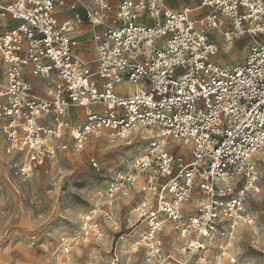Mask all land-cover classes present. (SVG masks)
<instances>
[{
    "label": "built area",
    "instance_id": "obj_1",
    "mask_svg": "<svg viewBox=\"0 0 264 264\" xmlns=\"http://www.w3.org/2000/svg\"><path fill=\"white\" fill-rule=\"evenodd\" d=\"M105 2L108 8L71 0L82 10L68 18L61 0H0V120L12 172L32 178L66 133L80 153L93 140L125 144L149 131L147 151L109 182L101 216L117 229L113 204L136 195L133 213L145 225L140 243L150 260L169 264L157 245L169 226L189 258L207 264L211 251L218 264H236L238 230L255 225L245 193L257 191L256 155L264 148V0H198L177 11L165 0ZM85 29L93 62L77 54ZM210 30L225 43L248 36L243 62L214 61ZM89 163L99 171L94 158ZM94 212L82 217L80 242L97 234ZM60 241L69 251L71 242Z\"/></svg>",
    "mask_w": 264,
    "mask_h": 264
},
{
    "label": "rangeland",
    "instance_id": "obj_2",
    "mask_svg": "<svg viewBox=\"0 0 264 264\" xmlns=\"http://www.w3.org/2000/svg\"><path fill=\"white\" fill-rule=\"evenodd\" d=\"M177 1L173 0L174 3ZM182 5L189 3L185 1ZM65 9L68 18L72 12L82 10L76 3L68 4ZM209 34L218 46L214 61L228 66L243 62L246 47L250 44L248 36L235 39L228 45L218 31L210 30ZM86 59L89 62L94 60L90 54ZM92 67L95 68V64ZM72 114L82 117L78 110H73ZM151 136L149 131L139 130L129 144L103 138L90 141L80 153H75L71 135L66 133L58 142L55 158L42 162L28 180H22L12 172L13 161L5 155L0 139V264H28L29 261L32 264H156L147 257L140 243L145 225L133 213L136 195L118 198L113 204L117 229L101 216V204L109 182L116 173L129 170L135 158L147 151ZM173 147L177 149L179 144L175 143ZM90 158L106 161L104 169H93ZM256 163L257 191L245 193L246 208L253 215L255 225L238 230L232 248L236 264H264V224H261L264 217L261 207L264 205V168L260 166L264 164V148L256 155ZM69 200L71 206L65 207ZM91 212L95 213L97 234L91 235L87 242H80L76 236L82 217ZM65 225H71L73 230L69 231ZM167 227L157 236L162 253L170 256L167 262L192 264L194 257L189 258L188 251L183 250L186 248L184 243ZM62 238L71 242L67 252L62 250ZM134 246L138 251H134ZM207 255V264H218L214 252ZM195 259L196 264H200Z\"/></svg>",
    "mask_w": 264,
    "mask_h": 264
},
{
    "label": "snow or ice",
    "instance_id": "obj_3",
    "mask_svg": "<svg viewBox=\"0 0 264 264\" xmlns=\"http://www.w3.org/2000/svg\"><path fill=\"white\" fill-rule=\"evenodd\" d=\"M61 2H62L65 6H67V5L71 2V0H61ZM119 2H120V3H126V0H119ZM153 2L155 3L156 0H153ZM95 3H96V5H97L99 8H108V7H109V4L106 3L105 0H95ZM132 3H133V4H135V3H139L141 6H143V7H147V5L144 4V0H132ZM205 3H207V0H205ZM112 6L115 7L117 11H119V4H113ZM126 6H127V7H131L132 5L127 4ZM159 6H160V7H163L162 4L159 5ZM122 15H123L125 18H127V17L130 15V13L127 12V11H125V12L122 13ZM155 15H157V13L154 11V12H153V16H155ZM96 24H97V25L101 24V20H100V19H97V20H96ZM177 26L179 27V25H177ZM261 31H264V29H261ZM145 35H146V34H145ZM152 35L155 37L157 34H156L155 32H153ZM149 44H150V45L152 44V41H151V40H149ZM173 46H174V47H177L178 45H176V43L173 42ZM153 47H154V45H153ZM49 95H51V94H49ZM85 103H86V102H85ZM81 111H83V110H81ZM222 111H226V109H222ZM36 115L38 116L39 113H37ZM262 119H264V117H262ZM29 123H31V121H29ZM228 135L231 137V136L233 135V133H232V132H229ZM123 143L128 144V143H130V141H128V140H124ZM261 143H264V138H261ZM133 147H135V146L133 145ZM127 150L130 151V149H127ZM105 163H106V161H104V160L96 161L97 166L100 167L102 170H103L104 167H105ZM260 166H261L262 168H264V164H261ZM251 179L256 180L257 178H256L255 176H253V177H251ZM250 186H251V185H250ZM225 190L227 191L228 189H225ZM258 190H259V189H258ZM194 195H200V194H199V193H194ZM69 206H71V200H69V202H66V203H65V207H69ZM261 207H262V209H264V205H262ZM126 211H127V210H125V212H126ZM140 215H141V216L144 215V211H143V210H140ZM249 222H251V221H249ZM261 224H264V217H262V219H261ZM52 227H55V225H53ZM65 228L68 229L69 231H72V230H73L72 227H71V225H65ZM205 235H207V233H205ZM241 246H243V245H241ZM193 251H195V248H193ZM241 259H242V257H241ZM28 264H32V262L29 261ZM192 264H196V259H195V258H193V260H192ZM233 264H235V262H233Z\"/></svg>",
    "mask_w": 264,
    "mask_h": 264
},
{
    "label": "crops",
    "instance_id": "obj_4",
    "mask_svg": "<svg viewBox=\"0 0 264 264\" xmlns=\"http://www.w3.org/2000/svg\"><path fill=\"white\" fill-rule=\"evenodd\" d=\"M185 1H187L189 3V5H182L181 6V4L183 2H185ZM197 4H198V0H178L176 3H174L173 0H165V5L169 9H171L173 11L180 10V9H182L184 7L195 8L197 6ZM196 14L197 13H194V15H196ZM86 32H88V33H86ZM90 36H91L90 31L88 29H85L84 35H83L82 40H81V43H80V47L77 49V54L82 59H84L86 61H88L86 59V55L87 54H90L93 58H95L94 50L91 47V45L89 44V38H90ZM4 76H5V68H4V66L2 64H0V85H2L3 82H4ZM36 83H37V81H36ZM80 112H82V111L80 110ZM2 126H3V122L0 120V139H2L3 145H4L3 134H2V130H1ZM95 141H98V140H95ZM5 155H6V153H5Z\"/></svg>",
    "mask_w": 264,
    "mask_h": 264
},
{
    "label": "bare ground",
    "instance_id": "obj_5",
    "mask_svg": "<svg viewBox=\"0 0 264 264\" xmlns=\"http://www.w3.org/2000/svg\"><path fill=\"white\" fill-rule=\"evenodd\" d=\"M228 45H230V44H232V42L231 43H227ZM170 141H172L171 142V144L173 143V144H175L176 142L175 141H173V140H168V145H170L171 146V144H170ZM177 148V147H176Z\"/></svg>",
    "mask_w": 264,
    "mask_h": 264
}]
</instances>
